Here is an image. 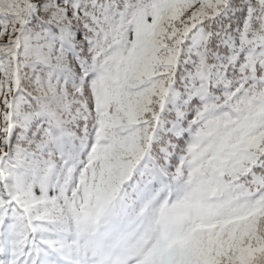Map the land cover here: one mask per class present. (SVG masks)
Listing matches in <instances>:
<instances>
[{
  "label": "snow or ice",
  "instance_id": "snow-or-ice-1",
  "mask_svg": "<svg viewBox=\"0 0 264 264\" xmlns=\"http://www.w3.org/2000/svg\"><path fill=\"white\" fill-rule=\"evenodd\" d=\"M0 264H264V0H0Z\"/></svg>",
  "mask_w": 264,
  "mask_h": 264
}]
</instances>
